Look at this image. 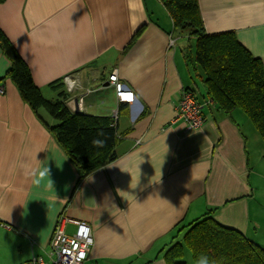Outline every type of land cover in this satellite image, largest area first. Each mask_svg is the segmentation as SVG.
Here are the masks:
<instances>
[{
  "label": "crops",
  "instance_id": "0c3cea01",
  "mask_svg": "<svg viewBox=\"0 0 264 264\" xmlns=\"http://www.w3.org/2000/svg\"><path fill=\"white\" fill-rule=\"evenodd\" d=\"M198 7L207 34L233 32L264 67V0ZM0 30L43 94L57 80L77 81L71 90L64 81L67 108L105 117L118 137L117 158L79 181L5 78L10 62L0 49V264L44 256L60 215L92 229L83 264H167L164 252L184 232L177 229L210 212L264 248V197L250 182L264 177L252 166L258 147L264 158L255 129L246 135L244 114L223 113L207 97L203 72L178 53L187 38L160 0H5ZM113 72L134 93L133 106L117 102ZM184 92L201 104L199 129L185 131L176 118ZM45 167L49 177L40 176ZM63 230L72 235L75 226Z\"/></svg>",
  "mask_w": 264,
  "mask_h": 264
},
{
  "label": "trees",
  "instance_id": "16d2710c",
  "mask_svg": "<svg viewBox=\"0 0 264 264\" xmlns=\"http://www.w3.org/2000/svg\"><path fill=\"white\" fill-rule=\"evenodd\" d=\"M160 1L172 20L173 31L184 34L186 43L195 41L194 66L204 74L207 97L223 113L240 110L264 144V67L261 60L255 58L231 31L207 34L198 0ZM0 49L10 62L5 78L13 83L23 102L70 159L78 171L79 181L117 158L118 137L108 119L71 112L66 106L70 94L65 90L63 79L48 85L56 96L46 99L34 84L28 66L1 30ZM186 49L191 51L190 46ZM43 112L52 122L45 119ZM100 132L104 135L98 136ZM97 138L106 141L102 149L91 143ZM181 232V241L163 254L167 264H186L183 261L185 250L189 251L194 264L201 255L207 256L210 264H264V248L239 231L220 224L211 212L188 226L179 227L177 233Z\"/></svg>",
  "mask_w": 264,
  "mask_h": 264
},
{
  "label": "built area",
  "instance_id": "2783aa9c",
  "mask_svg": "<svg viewBox=\"0 0 264 264\" xmlns=\"http://www.w3.org/2000/svg\"><path fill=\"white\" fill-rule=\"evenodd\" d=\"M68 90L78 87V82L70 77L65 78ZM108 83L113 87L118 103L127 104L130 107L136 103V97L132 90L118 80L115 72L109 78ZM130 96L131 99H125ZM116 118V113L113 120ZM176 118L181 121L185 131L199 129L204 117L201 113V104L191 92H184L176 107ZM115 126L114 121L111 124ZM65 222L75 226L72 235H66L63 230ZM93 244L92 229L85 221L67 219L60 215L54 227L49 242V248L44 256L33 257L24 264H83Z\"/></svg>",
  "mask_w": 264,
  "mask_h": 264
},
{
  "label": "rangeland",
  "instance_id": "374dc122",
  "mask_svg": "<svg viewBox=\"0 0 264 264\" xmlns=\"http://www.w3.org/2000/svg\"><path fill=\"white\" fill-rule=\"evenodd\" d=\"M194 42H195L194 39H192L189 43H184L183 40L182 41L180 40V41L177 42V45L180 48V50L178 49V53H180V51H181L184 54L183 55L184 63H185V65H187L189 67V69L191 71H192V68H195V66H194L195 65V63H194ZM189 46H190V49H191L190 52L188 51V49H186ZM54 96H56V93H53V92H50V91L44 93V97L46 99H49V100L54 99L55 98ZM238 111L240 113H242L240 110H238ZM43 115H44V117H45V119L47 121H51L52 120L45 114V112H43ZM249 121L242 128L243 132L246 135H248L249 132L251 133L255 129L254 126L252 125L251 121L250 122ZM255 131H256V129H255ZM255 131H254L255 137H256L257 141L259 142V145L262 147L261 148L262 151L264 152V144L262 143V140H261L259 134L257 132H255ZM251 148H252V150L254 149L253 147H251ZM255 154L256 155H254L253 158H252V166L253 167H259L261 169V172H262L263 176H264V158H261V156H260L261 154H260L259 147L255 151ZM263 156H264V154H263ZM250 182H251V184H253L254 188L256 189V191L258 193V199H261L262 197H264V177L263 178L258 177L257 174L251 175ZM181 238H182V235L179 236V238L177 239V242H180ZM185 251L186 252L184 254L183 261L186 262V264H194V262L191 259L189 251H187V250H185Z\"/></svg>",
  "mask_w": 264,
  "mask_h": 264
},
{
  "label": "clouds",
  "instance_id": "9594fccd",
  "mask_svg": "<svg viewBox=\"0 0 264 264\" xmlns=\"http://www.w3.org/2000/svg\"><path fill=\"white\" fill-rule=\"evenodd\" d=\"M103 135H104L103 132L98 133V136H103ZM91 143H92L93 147L102 149L103 147H105L106 141L104 139L97 138V139H93ZM40 176L41 177H45V176L49 177V169L47 167H45L43 169V171L40 172ZM51 186H52V184H51ZM196 264H210V260L207 256L201 255L197 258Z\"/></svg>",
  "mask_w": 264,
  "mask_h": 264
},
{
  "label": "snow or ice",
  "instance_id": "6c2138e0",
  "mask_svg": "<svg viewBox=\"0 0 264 264\" xmlns=\"http://www.w3.org/2000/svg\"><path fill=\"white\" fill-rule=\"evenodd\" d=\"M124 98H125V99H131V97H130V96H125Z\"/></svg>",
  "mask_w": 264,
  "mask_h": 264
}]
</instances>
